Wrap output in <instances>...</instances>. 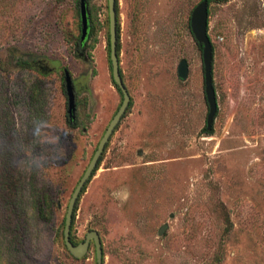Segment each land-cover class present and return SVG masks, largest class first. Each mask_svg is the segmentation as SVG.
<instances>
[{
    "label": "rangeland",
    "instance_id": "rangeland-1",
    "mask_svg": "<svg viewBox=\"0 0 264 264\" xmlns=\"http://www.w3.org/2000/svg\"><path fill=\"white\" fill-rule=\"evenodd\" d=\"M200 1L117 0L131 105L71 228L76 242L97 230L104 264H264V0H210V131L202 51L189 25ZM90 7L92 57L88 36L77 45L73 0H0V264H95L92 243L74 258L62 238L70 195L122 99L110 71L107 0ZM64 69L79 127L67 123Z\"/></svg>",
    "mask_w": 264,
    "mask_h": 264
},
{
    "label": "water",
    "instance_id": "water-1",
    "mask_svg": "<svg viewBox=\"0 0 264 264\" xmlns=\"http://www.w3.org/2000/svg\"><path fill=\"white\" fill-rule=\"evenodd\" d=\"M108 5V22H109V63L111 66V76L120 90L122 95L121 103L115 114L110 119L104 133L102 134L88 164L81 177L77 181L70 198L67 203L64 216L63 226V243L66 250L74 258H82L89 251L92 243L95 252V264H104L103 246L97 230L91 229L85 233L82 241L74 244L71 241V225L75 206L81 196L83 188L87 185L93 172L96 170L98 162L104 153L108 141L110 140L115 128L123 118L127 111L130 102V94L123 81L120 72V62L117 54V12L116 0H107ZM79 16L81 24L80 43H83L89 31V19L87 12L86 0H79ZM190 29L196 42L201 45L202 63H203V78H204V93L208 105L206 115L205 129H212L213 121L217 112L216 92L213 85V48L208 34V0H201L191 11ZM187 74V64L182 60L178 65V75L185 78ZM64 90L67 97V115L69 120L75 119L76 111V96L73 87L72 78L68 69L63 70Z\"/></svg>",
    "mask_w": 264,
    "mask_h": 264
},
{
    "label": "trees",
    "instance_id": "trees-1",
    "mask_svg": "<svg viewBox=\"0 0 264 264\" xmlns=\"http://www.w3.org/2000/svg\"><path fill=\"white\" fill-rule=\"evenodd\" d=\"M74 1V4L77 6V8H78V11H79V0H73ZM90 1L91 0H86V4H87V12H88V16H89V31H88V37H89V39H90V42H89V44L87 45V54L89 55V57H92V54H91V51H92V49L94 48V46L96 45V42H97V39H96V27H95V24H97V18H96V15H94V18H93V16H92V10H91V7H90ZM209 3H210V0H208V5H209ZM116 12H117V54H118V57H119V49H120V40H119V33H120V27H119V22H118V4H117V0H116ZM189 25H190V20H189ZM190 31H191V29H190ZM192 33V32H191ZM108 40H109V37H108ZM86 41V40H85ZM84 41V42H85ZM83 42V43H84ZM83 43H80V39H79V41H78V43H77V45L78 46H82L83 45ZM198 46L200 47V48H202L201 47V45H199L198 44ZM19 62H18V64L19 65H21V66H31L30 64H29V62H27L26 60H18ZM110 71H111V66H110ZM120 72H121V69H120ZM121 76H122V78H123V75H122V72H121ZM112 77V76H111ZM112 83H113V85L115 86V88L118 90V92L120 93V95H121V92H120V90L117 88V86H116V84L114 83V81H113V79H112ZM121 97H122V95H121ZM122 100V99H121ZM130 105H131V100H130V102H129V106H128V108H127V111H128V109L130 108ZM126 111V112H127ZM80 120H78V118L76 117V115H75V119L74 120H69V118L67 119V123L70 125V126H77V127H79V122ZM81 127H84V126H81ZM107 147V146H106ZM105 150H106V148H105ZM105 150H104V152H105ZM103 156V155H102ZM102 156H101V158H100V160H99V162H98V165H97V167H96V170H97V168H98V166H99V164H100V161L102 160ZM95 170V171H96ZM95 171L93 172V175H94V173H95ZM87 186V185H86ZM86 186L83 188V190H82V193L84 192V190H85V188H86ZM81 193V194H82ZM80 199V198H79ZM78 202H79V200H78ZM78 202H77V204H76V206H75V210H74V213H73V219H72V224H73V221H74V218H75V211H76V209H77V205H78ZM37 208V210L39 211V214L40 215H43V209H42V207H41V205H39V206H37L36 207ZM64 226V225H63ZM71 228H72V225H71ZM62 234H63V231H62ZM71 241L74 243V244H76V243H78V242H76V241H74V239L72 238V236H71ZM82 241V240H81ZM80 242V241H79ZM64 244V243H63ZM64 248H65V246H64ZM66 249V248H65ZM70 254V253H69ZM85 257V256H84ZM103 260H104V254H103Z\"/></svg>",
    "mask_w": 264,
    "mask_h": 264
}]
</instances>
